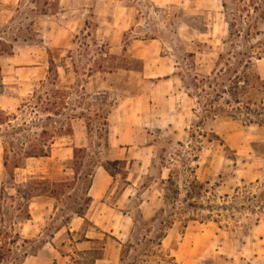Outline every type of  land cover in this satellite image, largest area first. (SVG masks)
<instances>
[{
	"label": "rangeland",
	"instance_id": "obj_1",
	"mask_svg": "<svg viewBox=\"0 0 264 264\" xmlns=\"http://www.w3.org/2000/svg\"><path fill=\"white\" fill-rule=\"evenodd\" d=\"M45 1L0 0V38L14 48L0 55V108L18 122L58 132L50 156L28 158L17 170V180L36 177L48 186L32 200L31 218L20 229L31 240L22 264L82 260L78 252H91V261L94 250L101 257L95 264H128L135 254L142 264V244H135L145 233L142 223L153 226L150 218L165 206L164 180L174 172L181 181L190 175L188 166L215 202H235L238 209L222 216L188 213L193 219L187 226L170 228L143 259L264 264V128L204 118L202 93L192 86L195 77L210 74L225 46L221 0H129L136 18L124 36L108 33L117 18L90 13L87 1L60 0L55 14ZM258 27L262 38L264 21ZM139 44L148 60L170 70L165 85L144 76V59L129 50ZM259 70L264 77V59ZM42 102L48 108L57 102L59 114L39 113ZM102 116L108 119L104 135ZM210 129L219 139L207 141ZM121 142L155 147L129 167ZM96 177L106 189L88 201ZM4 179L0 145V184Z\"/></svg>",
	"mask_w": 264,
	"mask_h": 264
},
{
	"label": "trees",
	"instance_id": "obj_2",
	"mask_svg": "<svg viewBox=\"0 0 264 264\" xmlns=\"http://www.w3.org/2000/svg\"><path fill=\"white\" fill-rule=\"evenodd\" d=\"M221 3L227 22V36L223 40L225 46L219 51L210 74L203 75L201 79L195 77L192 81L193 88L202 93L199 100L203 106L202 116L211 119L219 116L240 119L244 125L264 128V77L259 70V63L264 59V37L259 38L263 33L258 27L264 21V0H221ZM45 5L52 8L50 14H55L59 0H46ZM43 13H48L47 8ZM12 39L17 41L18 36ZM13 50L12 42L0 38V55L10 54ZM51 106L53 108H48L42 102L37 111L44 114L53 109V114H59L57 102ZM16 119V114H8L0 108V145L5 169V179L0 184V264H22L31 252L28 250L31 240L24 238L20 229L31 218L32 200L39 193L46 192L48 186L36 177L17 180L16 174L18 169L25 166L28 158L50 156L58 134L44 124L31 127L27 121L18 122ZM102 128L103 135L108 133L106 116H102ZM191 135L196 136L194 131ZM203 136L210 142L219 139L212 129L204 132ZM78 151L75 147L74 161H77ZM186 169L190 175H184L181 181L175 177L174 172H170L164 180L168 185L163 188L165 206L150 218L153 226L142 223L145 233L142 240L135 243L142 244V264H148L143 257L153 253L151 247L159 245L170 228L176 224L179 227L187 226V222L193 219L188 213L193 212L194 215L198 210H208L222 216L223 210L238 209L235 202H215L207 194L209 189L194 174V169L190 166ZM204 196L206 198L203 199ZM87 199L89 201L91 197ZM211 216L210 213L205 214L206 218ZM134 246L124 245L125 249ZM96 251L91 261H88L91 252H78L82 260L72 256L70 262L64 264H95L101 258ZM139 258L135 254L128 264H137ZM52 264L61 263L54 259Z\"/></svg>",
	"mask_w": 264,
	"mask_h": 264
},
{
	"label": "crops",
	"instance_id": "obj_3",
	"mask_svg": "<svg viewBox=\"0 0 264 264\" xmlns=\"http://www.w3.org/2000/svg\"><path fill=\"white\" fill-rule=\"evenodd\" d=\"M84 1L85 2L87 1L89 5L88 10L90 11V13H96L97 11L99 13L100 11H102L105 13V15H111L113 20L117 18L115 22L108 23V27H110L108 33H112L113 35L124 36L125 34H128L129 31L132 30V26L134 25V21L136 18L135 16L136 10L135 7L128 5L127 1L129 0H84ZM150 1L159 4L161 2L171 1V0H150ZM129 50L134 52V55H136L140 59L141 63H142V59H144L143 69L145 72L144 73L145 77H149V79L156 80L158 85L159 84L165 85L163 83L168 82V75L170 74V70H164V66L162 65V63L152 62L150 59L148 60L145 56L146 54H142L143 51L142 44L136 45L134 47L131 46ZM142 56L144 58H142ZM170 80H172V82L175 83L177 81V79L174 76H172ZM125 126L126 124H124L123 127ZM120 145L122 152L121 157L123 158V161L126 164H128L129 167L131 166V164H133L134 161L133 158H136L137 156H142V158L146 159L148 158L147 154L151 152L150 150L153 147H155L153 142H144V143L123 142V144L121 142ZM130 174L131 173L129 172L128 177L130 176ZM106 185L107 184L105 182L103 183L98 177L93 179L91 187L89 189V195L92 201L102 196V193L106 189Z\"/></svg>",
	"mask_w": 264,
	"mask_h": 264
}]
</instances>
